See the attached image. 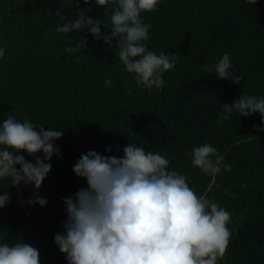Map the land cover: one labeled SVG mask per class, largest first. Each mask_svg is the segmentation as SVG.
I'll use <instances>...</instances> for the list:
<instances>
[{"label":"trees","instance_id":"1","mask_svg":"<svg viewBox=\"0 0 264 264\" xmlns=\"http://www.w3.org/2000/svg\"><path fill=\"white\" fill-rule=\"evenodd\" d=\"M80 10L99 18L102 32L111 31L106 29L111 8L106 15L103 7L82 0H0V46L5 49L0 123L12 115L63 132L55 142L61 154L52 157L38 192L32 185L17 188L7 179L0 181V194L10 193V202L0 209V238L37 248L41 264H67L54 234L64 231L67 218L62 198L86 187L73 165L88 150L123 156V147L132 142L166 154L169 170L184 174L197 196L206 194L230 212L231 236L218 264H264V132L254 128L260 115L234 114L223 124L217 115L222 104L242 93L264 96V0L255 5L244 0H164L155 11L142 13L152 25L148 48L177 56L175 68L164 74L163 88L152 92L135 86L115 55V45L109 48L86 31H55L66 22L57 11L76 19ZM82 38L88 46L77 54L79 60L65 53L67 45ZM225 52L239 83L206 73L205 66ZM107 78L111 87L104 86ZM203 143L224 155L231 172L213 179L192 166L184 153ZM108 146L110 152L105 151ZM19 154L35 162L27 152ZM36 195L47 198L46 206L26 203Z\"/></svg>","mask_w":264,"mask_h":264},{"label":"clouds","instance_id":"2","mask_svg":"<svg viewBox=\"0 0 264 264\" xmlns=\"http://www.w3.org/2000/svg\"><path fill=\"white\" fill-rule=\"evenodd\" d=\"M104 8L110 21V32H102L99 18L86 16L84 10L76 19L60 11L55 14L62 25L60 34L88 32L93 40H102L109 48H118L119 62L131 75L137 88L149 92L160 91L164 74L175 68L176 55L150 50L147 43L150 23L144 22L142 13H150L164 0H82ZM255 5L257 0H244ZM89 7L87 11H91ZM115 41V43H113ZM88 46L86 38L65 47L77 60ZM5 56L0 46V60ZM230 54L225 52L214 64L206 65L208 74L233 83L241 77L232 71ZM111 87V78L104 80ZM131 95L133 88H126ZM218 123L232 119L234 114L249 117L260 115L257 133L264 132V96L242 93L230 104H222ZM61 128L45 129L31 119L20 122L8 115L0 123V181L20 188L32 185L38 192L52 168L51 159L60 156L56 140L63 135ZM21 150L34 159V163L19 154ZM106 152L111 151L108 146ZM42 153V158L41 154ZM184 155L190 158L200 174L213 179L222 172H231V165L211 143L194 146ZM171 161L166 154L146 151L129 142L123 147V156L101 155L95 150L82 153L72 167L77 177L86 180L73 195L63 197L66 220L63 232L54 234V244L65 254L67 264H218L223 260L231 232L230 212L219 206L206 194L197 196L184 174L169 170ZM19 165V167H17ZM10 202V193L0 194V209ZM25 201H21V204ZM26 203L46 206L47 198L36 195ZM0 264H41L39 250L29 243L9 244L0 238Z\"/></svg>","mask_w":264,"mask_h":264}]
</instances>
